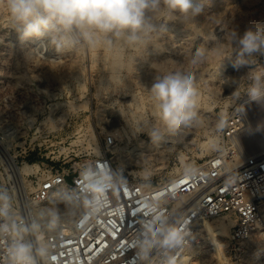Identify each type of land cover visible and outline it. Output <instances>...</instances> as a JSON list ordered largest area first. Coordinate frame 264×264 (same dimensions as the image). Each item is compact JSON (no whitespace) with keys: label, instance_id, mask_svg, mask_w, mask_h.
Wrapping results in <instances>:
<instances>
[{"label":"rangeland","instance_id":"rangeland-1","mask_svg":"<svg viewBox=\"0 0 264 264\" xmlns=\"http://www.w3.org/2000/svg\"><path fill=\"white\" fill-rule=\"evenodd\" d=\"M192 2L203 6V12L194 17L169 14L163 5L158 13H149L154 30L140 33L138 42H129L126 36L96 34V42L91 44L75 30H51L43 37L21 40L7 0H0V142L16 162L34 163L37 171L38 164L43 163L65 162L68 168L77 167L81 157L96 152L94 141L100 146L107 133H114L120 147L117 164L124 176L157 185L177 176L176 170L197 167L217 153L223 146L225 120L248 97L251 77L264 71V52L241 57L232 33L242 35L253 22H264V0ZM198 49L205 50L203 57H195ZM194 58L196 63H192ZM239 59L249 64L234 67ZM175 72L194 77L196 115L175 130L158 129L169 142L157 147L147 128L159 120L153 113L159 108L151 88L157 77ZM129 103L145 115L134 122L138 129L130 139L121 136L119 130L120 126L127 127L119 110L127 109ZM261 123L258 132L264 141V120ZM246 131L235 139L242 146ZM209 138L216 143L212 149L203 145ZM140 140L155 149L144 152L148 155L145 160L138 155ZM235 140V155H242L246 148H240ZM121 152L125 162L119 158ZM0 155V171L7 181L14 180L9 159L3 152ZM39 173L26 175V186L16 180L12 185L3 184L0 195L14 199L21 191L29 194L33 190L31 180ZM71 205L67 197H52L36 216L52 227L60 226L66 223L65 209ZM221 216L236 218L230 213ZM217 220L221 221L215 217L212 222ZM215 235L219 242L214 250H191L188 264H258L262 260L259 257L255 262L248 247L243 254L229 251V227L225 235Z\"/></svg>","mask_w":264,"mask_h":264},{"label":"built area","instance_id":"built-area-1","mask_svg":"<svg viewBox=\"0 0 264 264\" xmlns=\"http://www.w3.org/2000/svg\"><path fill=\"white\" fill-rule=\"evenodd\" d=\"M248 124L237 106L225 120L217 153L157 185L124 176L114 133L101 139L100 153L89 152L77 167L38 164L29 194L0 199V226H7L0 229V264H10L7 249L20 237L46 249L37 264H178L188 250L210 246L204 223L227 213L236 217L227 249L245 253L256 223L264 221V153L246 155L239 167L232 163L233 141ZM0 180V190L14 183L1 171ZM63 185L76 206L70 222L52 227L35 211ZM171 230L179 239L169 245L165 240ZM260 256L264 259V246Z\"/></svg>","mask_w":264,"mask_h":264},{"label":"clouds","instance_id":"clouds-1","mask_svg":"<svg viewBox=\"0 0 264 264\" xmlns=\"http://www.w3.org/2000/svg\"><path fill=\"white\" fill-rule=\"evenodd\" d=\"M12 18L17 22L21 40L32 36L43 37L49 31L70 33L78 31L89 43L94 44L96 34L126 36L129 42H138L140 33L154 30L149 13L155 14L166 7L169 14L182 17L196 16L203 12L201 4L192 0H7ZM232 38L240 47L241 57H252L264 52V22H253L242 35L232 33ZM110 43V41H109ZM218 55H223L216 49ZM205 50L198 49L195 57H203ZM194 58L192 63H196ZM249 61L239 59L234 67L246 66ZM247 94L251 101L264 102V72L251 77ZM151 95L157 102L160 118L169 130L190 121L195 115L197 89L192 74L175 72L157 77L152 85ZM151 139H161L157 131H152ZM96 191L104 189L96 186ZM0 199H8L0 196ZM33 228L39 225L34 224ZM7 230V226H0ZM179 235L175 230L168 232L165 243L174 244ZM46 249L25 242L23 237L15 239L7 249L10 264H37V257L43 258Z\"/></svg>","mask_w":264,"mask_h":264},{"label":"bare ground","instance_id":"bare-ground-1","mask_svg":"<svg viewBox=\"0 0 264 264\" xmlns=\"http://www.w3.org/2000/svg\"><path fill=\"white\" fill-rule=\"evenodd\" d=\"M262 72H264V71H262ZM238 108L240 110H242L243 114L248 119L249 124L246 125L245 129L243 130V131H245V130L248 131V132L246 131L248 136L246 135L244 137V139L240 138L244 142V145L242 146V143L240 145V143H238L236 141L238 138L235 140V142H237L238 145L241 146V147L239 146L240 148H242L244 146H245L244 149L246 148L244 153H242V155H239V154L234 155L232 163L235 167H239L241 165V163L243 162L244 157L248 154L264 153V141H263L262 137L259 136V132H258V130L261 128V125H262L261 122L264 120V102L259 103V102L251 101L249 96H248L241 101V103L238 105ZM255 110H257V111L259 110L258 111L259 114L256 112L258 114V116H256L255 119H253V115H255L254 114ZM153 113H154V116L157 117L159 120L157 122L155 120V122L153 124L147 125V128L149 129V131L150 132H152V131L158 132V129L163 130L164 128H166L169 131V129L164 125V123L162 122V120L160 118L159 109H155L153 111ZM119 114H120L119 116H121L123 118V120L125 121V123L127 125V127L126 126H120L119 130H121V136L127 137L128 139H130L131 134L135 135L136 130L138 129L137 126L134 125V122L137 124L138 122H140L141 119H144L145 118L144 112L141 111L140 113H138L137 111L134 110L132 104L129 103L127 109L121 108L119 110ZM139 115H140V118H139ZM243 135H244V133H243ZM238 136H240V135H238ZM166 142H169L168 136H162L161 139H159L158 141H155L157 147H163ZM252 142H256V144L255 143L251 144ZM8 144H10V143H8ZM92 144H94L93 148L95 149V151L97 153H100V146L97 143H95V141ZM215 144L216 143H215L214 138H209V140L203 142V145L207 149H212L215 146ZM90 145H91V142H90ZM138 145L140 147L139 150H141L138 152L139 153L138 155H139V158L143 159V160L147 159V157H148V155L144 153L145 151H147V150H153L154 151L155 150V149H152L150 147V145L146 144L145 141H143V140H140L138 142ZM238 145H236V146H238ZM240 148H237V149H240ZM244 149H242V150H244ZM242 150H240V151L242 152ZM0 152L1 153L3 152L4 155L9 159V160L8 159L7 160L10 162L9 163L11 165L10 172H11V175L14 178V180L18 181L21 185H25V186L29 185V184L24 183V181L26 179L27 174H31V173L35 174L38 172L37 170L34 169L35 164L34 163L33 164L26 163L24 165H19L16 162V160L14 159V156H12L9 153L8 147H6V145H4V143H2V142H0ZM123 156L124 155L121 152L119 154V158L121 159V161L125 162V160L123 159ZM187 170L188 169H184V171H187ZM176 171L179 172L177 174H181L184 172V171L182 172L179 170H176ZM31 189H33V187ZM52 197H56L57 199H60V198L62 199L64 197L69 198L67 187L65 185L61 186L59 190H56L54 192V194L51 196V199H52ZM69 200H70V203L72 205L65 209L67 211L64 214V219L66 220L65 224H67L68 222L71 221V219L73 217V212H74V209L76 206L74 204V202L71 201L70 198H69ZM37 213H38V210L35 211V214H37ZM216 219H221V221L217 220V222L214 223V222H212V220H209V222L206 221L204 223V227L207 230V232L209 234V238H210V240H209L210 246L205 247L204 249L214 250V248H215L216 244H218L219 240L217 239L218 236L214 237L212 235H214V234H216V235H223L224 234L225 235L227 233L228 227H229V235H230L231 227L235 224V219L232 218V216H228V217L218 216V217H216ZM65 224H62V225L56 226V227H64ZM227 242H228V240H227ZM246 244H247L249 251L251 253H253L252 258H254L253 260H255V262H256V260H258V258L261 257L260 256V249L264 246V221L256 223L254 236L252 238H250ZM191 259H192V252H191V250H188V252L184 256V258L178 264H188L191 261ZM258 264H264L263 258H262V260H258Z\"/></svg>","mask_w":264,"mask_h":264}]
</instances>
